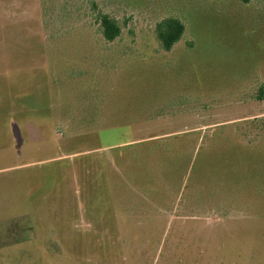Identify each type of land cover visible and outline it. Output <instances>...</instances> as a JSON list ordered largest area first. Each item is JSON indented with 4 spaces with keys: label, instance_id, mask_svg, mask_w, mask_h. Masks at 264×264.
Wrapping results in <instances>:
<instances>
[{
    "label": "rangeland",
    "instance_id": "374dc122",
    "mask_svg": "<svg viewBox=\"0 0 264 264\" xmlns=\"http://www.w3.org/2000/svg\"><path fill=\"white\" fill-rule=\"evenodd\" d=\"M262 93L264 0H0V264H264Z\"/></svg>",
    "mask_w": 264,
    "mask_h": 264
},
{
    "label": "trees",
    "instance_id": "16d2710c",
    "mask_svg": "<svg viewBox=\"0 0 264 264\" xmlns=\"http://www.w3.org/2000/svg\"><path fill=\"white\" fill-rule=\"evenodd\" d=\"M98 21L101 36L106 42H113L119 37L120 26L115 19L99 13ZM184 29L183 23L174 17L165 18L158 22L155 26V36L161 49L170 51L173 45L181 39ZM261 96H264V93Z\"/></svg>",
    "mask_w": 264,
    "mask_h": 264
}]
</instances>
